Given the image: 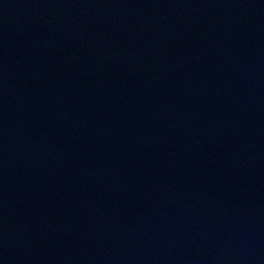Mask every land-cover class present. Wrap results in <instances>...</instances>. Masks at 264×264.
I'll list each match as a JSON object with an SVG mask.
<instances>
[{
    "label": "water",
    "instance_id": "95a60500",
    "mask_svg": "<svg viewBox=\"0 0 264 264\" xmlns=\"http://www.w3.org/2000/svg\"><path fill=\"white\" fill-rule=\"evenodd\" d=\"M0 264H264V0H0Z\"/></svg>",
    "mask_w": 264,
    "mask_h": 264
}]
</instances>
